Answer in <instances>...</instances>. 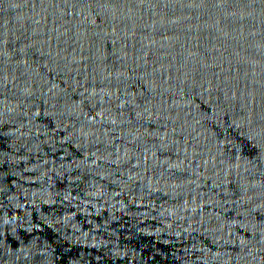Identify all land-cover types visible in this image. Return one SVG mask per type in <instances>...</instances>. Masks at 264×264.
Returning <instances> with one entry per match:
<instances>
[{"label": "water", "instance_id": "water-1", "mask_svg": "<svg viewBox=\"0 0 264 264\" xmlns=\"http://www.w3.org/2000/svg\"><path fill=\"white\" fill-rule=\"evenodd\" d=\"M0 264H264V0H0Z\"/></svg>", "mask_w": 264, "mask_h": 264}]
</instances>
